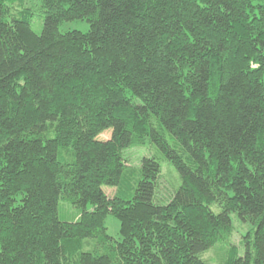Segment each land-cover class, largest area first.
<instances>
[{
	"label": "trees",
	"instance_id": "obj_1",
	"mask_svg": "<svg viewBox=\"0 0 264 264\" xmlns=\"http://www.w3.org/2000/svg\"><path fill=\"white\" fill-rule=\"evenodd\" d=\"M40 1L41 35L0 0V264H208L233 214L254 239L225 264H264V0ZM147 140L168 201L124 158Z\"/></svg>",
	"mask_w": 264,
	"mask_h": 264
},
{
	"label": "rangeland",
	"instance_id": "obj_2",
	"mask_svg": "<svg viewBox=\"0 0 264 264\" xmlns=\"http://www.w3.org/2000/svg\"><path fill=\"white\" fill-rule=\"evenodd\" d=\"M23 6L30 8L34 14L32 19L33 30L41 35L45 24V14L40 0H22ZM61 33L71 31H80L88 33L90 31V24L86 20H76L72 22H64L59 27ZM112 135V130H109L99 137V140H109ZM124 158L127 159L131 167L138 168L142 164L144 158H154L161 165V180L159 185L158 197L161 200L168 201L170 197L181 186V178L176 169L171 163L158 151V149L146 141L144 146L129 148L124 152ZM104 191L112 198L115 193V188L104 187ZM79 212L74 209L71 204L62 202L60 205V219L63 222H73L78 216ZM233 231L224 241L219 242L213 249L203 255V260L208 264H225L229 252L232 248H237L240 255L244 256L247 251V245L252 244L254 239V229L248 224L240 220L236 215H232ZM108 235L119 241L120 222L118 219L109 215L107 218ZM92 243L93 241H88Z\"/></svg>",
	"mask_w": 264,
	"mask_h": 264
}]
</instances>
